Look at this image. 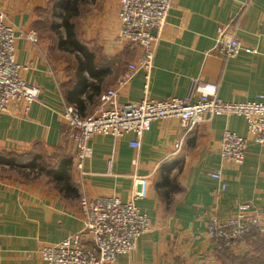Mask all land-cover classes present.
I'll use <instances>...</instances> for the list:
<instances>
[{
	"label": "crops",
	"instance_id": "obj_1",
	"mask_svg": "<svg viewBox=\"0 0 264 264\" xmlns=\"http://www.w3.org/2000/svg\"><path fill=\"white\" fill-rule=\"evenodd\" d=\"M47 2L0 0L19 35L17 61L29 66L22 76L41 88L27 114H0V264H44V246L82 232L81 197L107 195L124 202L136 198L152 223L137 249L119 255L115 264H220L207 236L210 214L229 217L242 203L264 213V148L250 141L241 166L223 162L220 154L226 129L247 135L246 119L206 115L186 135L179 120H156L143 133L138 153L130 146L134 133L118 140L94 135L93 155L80 172L63 112L73 105L82 115L91 113L136 53L118 39L120 0H90L78 33L95 61L91 68L81 67L78 53L64 51L54 36L43 33L39 12ZM168 14L155 52L150 98L186 97L194 79L216 84L225 101L264 95V0H175ZM224 25L258 52L220 57L214 46ZM32 32L36 42L26 37ZM134 78L120 91V103L146 96L144 73ZM216 170L223 174L224 191L211 176ZM82 238L91 245L87 234Z\"/></svg>",
	"mask_w": 264,
	"mask_h": 264
},
{
	"label": "built area",
	"instance_id": "obj_2",
	"mask_svg": "<svg viewBox=\"0 0 264 264\" xmlns=\"http://www.w3.org/2000/svg\"><path fill=\"white\" fill-rule=\"evenodd\" d=\"M174 1L120 0L118 39L135 51L136 59L128 63L116 83L100 95L91 113L82 115L73 105L63 112L69 125L67 135L75 142V166L80 172L84 171L85 162L93 155L90 141L94 135H109L118 140L134 133L137 137L130 142V146L138 153L143 133L151 129L152 122L163 119L179 120L186 135L206 115L243 116L247 121L246 136L228 129L224 132L220 154L225 163L243 165L250 141L264 148L262 94L244 102L225 101L219 97L216 84L194 79L186 97L172 96L156 100L147 95L156 48ZM5 10L0 3V114L11 111L27 114L31 105L38 102L41 88L22 76L29 66L17 61L19 35L9 23ZM218 32L214 52L220 57L234 58L242 51L258 52L246 46L228 25L220 26ZM26 37L37 41L34 32L26 34ZM139 72L144 73L146 96L138 102L120 103V91ZM182 146L183 138L175 144L177 153ZM111 163L112 160L110 166ZM137 165L138 159L134 158V168ZM211 176L218 179L220 190L224 191L226 184L221 170L212 172ZM80 208L84 224L82 232L44 246L40 251L44 264H115L119 255L134 252L139 239L152 230L150 218L141 212L136 198L124 202L117 195L82 196ZM263 214L253 203L239 204L235 212L226 218L211 213L207 221V236L215 244L216 252L237 250L248 239L264 234ZM83 234L89 236L91 245H86Z\"/></svg>",
	"mask_w": 264,
	"mask_h": 264
},
{
	"label": "trees",
	"instance_id": "obj_3",
	"mask_svg": "<svg viewBox=\"0 0 264 264\" xmlns=\"http://www.w3.org/2000/svg\"><path fill=\"white\" fill-rule=\"evenodd\" d=\"M82 0H59L53 10V15L58 14L59 9H63V13L58 14L61 17V24L58 27H62L63 33L57 32L59 34L58 45L61 49L67 52H76L79 54L78 61L81 67L91 68L94 64V56L92 55L89 48L83 44L79 38V33L77 27L73 22L76 16L79 15V6ZM55 11V12H54ZM51 166L47 163V167ZM54 169H49L48 172ZM257 236L256 238H258ZM220 264H264V242L257 241L254 243V248L241 254L239 256L219 253L218 254Z\"/></svg>",
	"mask_w": 264,
	"mask_h": 264
},
{
	"label": "rangeland",
	"instance_id": "obj_4",
	"mask_svg": "<svg viewBox=\"0 0 264 264\" xmlns=\"http://www.w3.org/2000/svg\"><path fill=\"white\" fill-rule=\"evenodd\" d=\"M58 1L59 0H48L47 5H46L47 6L46 10L39 12V15L44 20L43 33L54 36L56 41L58 40V38L60 36L59 34H57V32H59V33L61 32V34H62L63 30H64L62 27H58L61 24V17L58 14L63 13L64 12L63 9L60 8L59 9L60 11H58V14L55 15V13H54V15H53L52 8L55 9V6H56V4H58ZM89 1L90 0H82V2H81L82 4H80V6H79V11H80L78 14L79 16L78 17L76 16V18L73 21L77 27L78 32L80 29V25H79L80 20L85 16V14L90 9V7L88 6L90 4ZM259 240L264 242V234L260 235L258 238H255V239H248L246 242L248 246H247L245 251L243 250V251L239 252L238 250H227V251H224L223 253L239 256L241 254H244L246 252L251 251L254 248V243L259 241Z\"/></svg>",
	"mask_w": 264,
	"mask_h": 264
}]
</instances>
